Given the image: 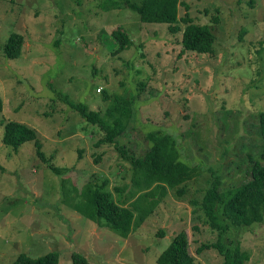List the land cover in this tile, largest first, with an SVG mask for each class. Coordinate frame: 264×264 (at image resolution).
<instances>
[{"label": "rangeland", "instance_id": "obj_1", "mask_svg": "<svg viewBox=\"0 0 264 264\" xmlns=\"http://www.w3.org/2000/svg\"><path fill=\"white\" fill-rule=\"evenodd\" d=\"M104 1L0 0V264L21 253L51 251L58 264H73L72 252L86 264H158L181 230L194 264H225L213 248L196 251L216 239L196 206L215 176L225 190L249 179L253 160L264 162L258 124L264 111V0L181 2L180 17L188 11L195 23L212 28V53L183 50L182 31L143 22L129 4L141 0H116L108 8ZM118 27L132 45L115 53L110 33ZM13 32L24 42L18 57L7 58L3 48ZM115 95H134L131 121L114 142L96 144L100 130L65 99L103 116ZM8 121L37 129L48 161L37 155L33 140L16 148L4 143L2 123ZM149 130L176 136L179 158L198 173L185 181L183 193L170 188L143 224L121 237L72 203L85 184L106 178L105 188L126 206L137 195L131 156L149 149ZM238 241L250 252L246 264H263L264 220L223 236L229 248Z\"/></svg>", "mask_w": 264, "mask_h": 264}, {"label": "trees", "instance_id": "obj_2", "mask_svg": "<svg viewBox=\"0 0 264 264\" xmlns=\"http://www.w3.org/2000/svg\"><path fill=\"white\" fill-rule=\"evenodd\" d=\"M181 2L183 0H141L129 1V4L139 13L143 22L167 24L172 33L182 31L183 50L212 53L215 41L212 28L207 24L195 23L188 11L180 17ZM102 5L108 8L110 5H118V2L105 0ZM213 20H218V17H214ZM180 21L184 27L180 26ZM110 37L118 44L115 53L132 45L129 34L120 27L113 30ZM23 42L22 34L11 33L4 44L5 57H18ZM102 93L104 99L110 98L103 90ZM65 101L87 124L100 130L101 135L96 140V144H100L114 142L119 134L126 130L132 118L135 98L134 95L131 98L113 96L103 116L89 109L84 103L71 99ZM2 106L0 96V113ZM258 124L259 131L264 137V111L258 114ZM2 125L4 143L16 148L25 140H33L37 155L48 161L37 129L13 121L4 122ZM146 137L151 143L146 153L131 156L133 164L131 179L134 190L132 195H137L126 206L115 201L112 193L105 188L106 178L101 184L91 182L85 184L79 190V199L72 203L76 210L90 219L96 221L104 219V222L121 237H128L134 228L141 226L168 194L170 188L177 187V191L183 193L185 181L198 173L195 164H189L179 158L176 136L164 130H149ZM120 151L126 154L125 148H121ZM50 166L54 172L59 173V167L54 164ZM196 208L203 214L209 228L216 232L214 241L201 243L196 251L202 252L204 249L213 248L223 256L225 264H246L250 260V252L243 249L240 241L236 242L235 247L229 248L226 246L227 243L223 242V236L233 227H250L264 220V162L253 160L250 164L249 179L225 190L220 189V178L215 176L204 189ZM193 211L195 212V209ZM71 258L73 264H86L85 257L77 252H72ZM157 262L194 264V256L184 230L175 234L170 245L157 257ZM11 264H58V254L51 251L38 257H30L21 253Z\"/></svg>", "mask_w": 264, "mask_h": 264}]
</instances>
